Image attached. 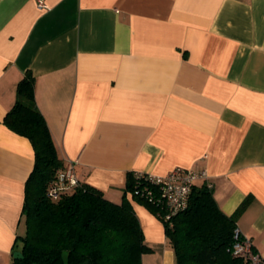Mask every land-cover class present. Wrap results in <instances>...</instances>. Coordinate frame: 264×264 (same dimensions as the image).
<instances>
[{
    "label": "crops",
    "instance_id": "0c3cea01",
    "mask_svg": "<svg viewBox=\"0 0 264 264\" xmlns=\"http://www.w3.org/2000/svg\"><path fill=\"white\" fill-rule=\"evenodd\" d=\"M0 0V264L14 260L30 141L3 119L26 73L75 175L120 203L128 172L203 170L264 257V0ZM198 184H203L199 181ZM151 249L175 264L157 214L127 195Z\"/></svg>",
    "mask_w": 264,
    "mask_h": 264
},
{
    "label": "trees",
    "instance_id": "16d2710c",
    "mask_svg": "<svg viewBox=\"0 0 264 264\" xmlns=\"http://www.w3.org/2000/svg\"><path fill=\"white\" fill-rule=\"evenodd\" d=\"M3 124L27 138L35 155L24 190L25 232L17 236L14 244V251L23 257L11 264H141L142 255L151 249L144 243L127 195L158 214L162 212L160 206L135 194L142 187L155 192L157 186L146 176H138V172H128L118 204L80 181L71 192L51 199L49 184L66 163L36 106L31 73L18 83L15 103L4 116ZM247 204V200L243 201L233 214L226 215L211 189L205 184L195 185L188 208L173 216L170 226L164 224L175 264H249L231 253L237 218Z\"/></svg>",
    "mask_w": 264,
    "mask_h": 264
},
{
    "label": "built area",
    "instance_id": "2783aa9c",
    "mask_svg": "<svg viewBox=\"0 0 264 264\" xmlns=\"http://www.w3.org/2000/svg\"><path fill=\"white\" fill-rule=\"evenodd\" d=\"M37 8H46L45 0H35ZM74 163L68 161L63 169L57 170L55 178L48 187V196L57 200L60 196L71 192L79 185V180L75 175ZM138 176H146L157 186L155 192L146 187L141 188V192L136 191V195H141L150 203L161 207L157 214L163 225H171V218L188 208L189 196L192 188L202 181L208 189L213 188L206 171L175 168L165 176H152L146 173H137ZM231 253L235 257L242 258L249 264H264V257L255 251L252 241L245 237L238 227L233 234V244Z\"/></svg>",
    "mask_w": 264,
    "mask_h": 264
},
{
    "label": "water",
    "instance_id": "95a60500",
    "mask_svg": "<svg viewBox=\"0 0 264 264\" xmlns=\"http://www.w3.org/2000/svg\"><path fill=\"white\" fill-rule=\"evenodd\" d=\"M23 256H22V254H21V252H19V251H15L14 253H13V258L14 259H21Z\"/></svg>",
    "mask_w": 264,
    "mask_h": 264
}]
</instances>
